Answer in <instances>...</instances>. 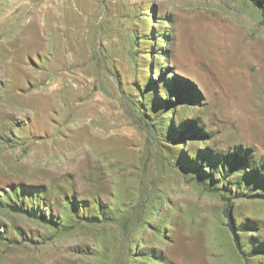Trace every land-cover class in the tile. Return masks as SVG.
<instances>
[{
    "label": "rangeland",
    "instance_id": "1",
    "mask_svg": "<svg viewBox=\"0 0 264 264\" xmlns=\"http://www.w3.org/2000/svg\"><path fill=\"white\" fill-rule=\"evenodd\" d=\"M159 37L160 72L198 87L202 105L187 112L213 149L264 157V21L248 0H0V198L44 186V212L64 208L58 221L72 224L0 208V264H158L156 249L170 264H264L239 253L224 202L185 181L131 101L137 73L158 75L160 56L144 51ZM65 196L108 215L76 220ZM232 213L264 241V201L237 200Z\"/></svg>",
    "mask_w": 264,
    "mask_h": 264
},
{
    "label": "trees",
    "instance_id": "2",
    "mask_svg": "<svg viewBox=\"0 0 264 264\" xmlns=\"http://www.w3.org/2000/svg\"><path fill=\"white\" fill-rule=\"evenodd\" d=\"M248 1L258 9L264 21V0ZM92 35L95 41L101 36L100 21L96 26H92ZM138 37L140 38L141 35ZM164 41L166 38L159 37L152 42V46L145 48L147 49L144 51L145 58H152L154 54H158L162 62L156 64L158 66L156 77L146 76L147 71H150V64L137 73L141 76V80H137L133 86L131 101L141 113L150 136L152 133L151 138L158 143L166 155L173 159L183 172L185 181L194 184L205 193L217 194L224 202L222 214L225 226L239 253L245 260L255 256L260 257L258 255H264V241L255 240L257 236L254 237L253 232L258 233L257 226H254V230H249L253 226H249L246 221L238 223L232 213V207L235 201L246 198L264 201V157H256L252 147L240 145L226 150L213 149L209 132L204 128L203 123L194 114L187 112L202 105L203 96L198 87L187 79L160 72L159 66L167 62L169 55L165 53L161 56V49L155 50L153 46L158 43L161 45L160 43ZM156 59L157 57L155 62ZM162 68L168 69L167 66ZM47 194L48 190L44 186L10 185L8 190L3 191L0 208L24 215L54 229L71 227L70 222L58 221L60 217L61 219L67 217L64 208H61L56 216L51 214L50 209L48 213L44 212L46 208H50ZM83 197L85 198L82 200H75L72 196L64 197V205H66L64 207L73 214V218L83 219L89 223L105 220L108 212L102 209L101 202L94 200L91 203L95 211L91 214L87 206L91 200L86 196ZM160 205L161 201L158 207ZM79 212L80 215L77 214ZM245 235L249 237L246 238ZM143 251L145 252L146 249ZM154 253L159 258V261L155 262L170 264L157 252V249ZM147 258L150 260L152 257L147 255Z\"/></svg>",
    "mask_w": 264,
    "mask_h": 264
}]
</instances>
